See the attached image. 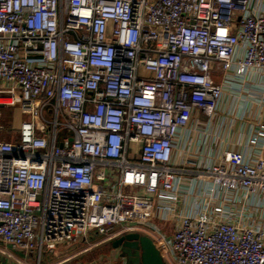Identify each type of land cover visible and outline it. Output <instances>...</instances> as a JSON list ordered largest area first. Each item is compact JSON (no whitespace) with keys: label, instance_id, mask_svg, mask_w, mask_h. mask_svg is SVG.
I'll use <instances>...</instances> for the list:
<instances>
[{"label":"built area","instance_id":"built-area-1","mask_svg":"<svg viewBox=\"0 0 264 264\" xmlns=\"http://www.w3.org/2000/svg\"><path fill=\"white\" fill-rule=\"evenodd\" d=\"M251 1L0 0L7 264L136 231L169 247V264H264V123L214 160L178 146L195 115L217 114L224 84L264 79ZM9 107L28 117L16 141Z\"/></svg>","mask_w":264,"mask_h":264},{"label":"crops","instance_id":"crops-1","mask_svg":"<svg viewBox=\"0 0 264 264\" xmlns=\"http://www.w3.org/2000/svg\"><path fill=\"white\" fill-rule=\"evenodd\" d=\"M251 2L254 9L264 11V0H252ZM214 78L218 83L223 82L221 74H216ZM260 122L264 123V79L260 78L259 75H250L241 85V88H235L228 83L224 84V96L219 103L217 114L212 120H208L203 114L195 115L190 128L179 137L178 146L181 150H185L188 146L193 150L192 155L202 154L201 156L198 155V159H200L198 161H207L208 158L211 160L219 156L225 149L241 150V147L243 149L252 128ZM13 123L12 128L16 126L15 119H13ZM5 124L9 133V124L8 122H5ZM5 139L16 141L19 137L13 138L9 133L5 135ZM183 155H177L178 162L182 160ZM152 222L153 225L161 228L164 234L163 238H169L173 234V228L169 224L157 220ZM139 225L141 228L152 226V224ZM108 243L105 244L110 247ZM69 250L72 249L62 247L58 254L63 255ZM110 250L112 256H114L113 264H125L120 257V251L112 250L111 247ZM161 251L167 262H174V256L170 253L169 247H165Z\"/></svg>","mask_w":264,"mask_h":264},{"label":"rangeland","instance_id":"rangeland-1","mask_svg":"<svg viewBox=\"0 0 264 264\" xmlns=\"http://www.w3.org/2000/svg\"><path fill=\"white\" fill-rule=\"evenodd\" d=\"M13 119H15V125H16L14 126V128H12L14 125ZM4 120L9 124L10 136L13 138L15 137L17 138L19 136L20 124L23 121L28 120V117L23 115L18 110L17 107L15 108L12 107L11 109H7L4 111ZM89 240L91 241L90 243H84L76 247H72L71 251L69 250V252H65V254L63 255L57 253V256L52 255L47 258H44L43 263L44 264L45 263L47 264H113L114 256H112L110 247L105 243L101 242V239L94 235H91ZM1 249L4 248L0 245V250ZM3 263L7 264V261L6 258L0 254V264Z\"/></svg>","mask_w":264,"mask_h":264},{"label":"water","instance_id":"water-1","mask_svg":"<svg viewBox=\"0 0 264 264\" xmlns=\"http://www.w3.org/2000/svg\"><path fill=\"white\" fill-rule=\"evenodd\" d=\"M108 244L120 251L125 264H169L154 239L140 232L122 234Z\"/></svg>","mask_w":264,"mask_h":264}]
</instances>
